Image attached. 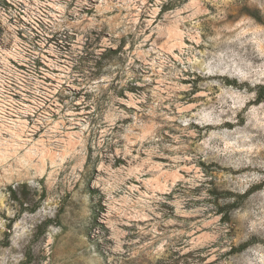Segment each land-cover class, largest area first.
<instances>
[{"label": "rangeland", "instance_id": "1", "mask_svg": "<svg viewBox=\"0 0 264 264\" xmlns=\"http://www.w3.org/2000/svg\"><path fill=\"white\" fill-rule=\"evenodd\" d=\"M0 264H264V0H0Z\"/></svg>", "mask_w": 264, "mask_h": 264}, {"label": "trees", "instance_id": "2", "mask_svg": "<svg viewBox=\"0 0 264 264\" xmlns=\"http://www.w3.org/2000/svg\"><path fill=\"white\" fill-rule=\"evenodd\" d=\"M170 9H168L167 6H163L160 10V14L161 13H166L167 11H169ZM10 194L13 195L14 194V191L12 188H9L8 189ZM250 194V191L246 193L245 196L249 195ZM231 197V196H230ZM236 196H233L232 198H235ZM241 198H236L234 200L231 201V203L227 204L226 205V208L225 209H219V213H217L218 215L221 216V221L222 222H225V223H228L231 219V215L230 213L237 208L238 206V201L240 200Z\"/></svg>", "mask_w": 264, "mask_h": 264}]
</instances>
